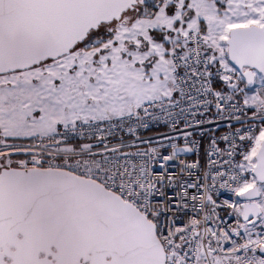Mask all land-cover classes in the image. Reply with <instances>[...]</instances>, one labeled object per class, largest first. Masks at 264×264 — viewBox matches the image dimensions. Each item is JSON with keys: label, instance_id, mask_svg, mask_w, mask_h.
Returning a JSON list of instances; mask_svg holds the SVG:
<instances>
[{"label": "snow or ice", "instance_id": "obj_1", "mask_svg": "<svg viewBox=\"0 0 264 264\" xmlns=\"http://www.w3.org/2000/svg\"><path fill=\"white\" fill-rule=\"evenodd\" d=\"M0 264H264V0H0Z\"/></svg>", "mask_w": 264, "mask_h": 264}, {"label": "built area", "instance_id": "obj_2", "mask_svg": "<svg viewBox=\"0 0 264 264\" xmlns=\"http://www.w3.org/2000/svg\"><path fill=\"white\" fill-rule=\"evenodd\" d=\"M161 131H166V129L163 127H153L151 132H144L142 134L143 135H154L155 133L161 132Z\"/></svg>", "mask_w": 264, "mask_h": 264}]
</instances>
